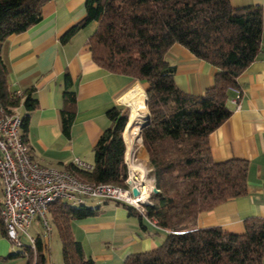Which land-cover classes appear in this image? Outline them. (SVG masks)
I'll list each match as a JSON object with an SVG mask.
<instances>
[{"label":"trees","instance_id":"trees-1","mask_svg":"<svg viewBox=\"0 0 264 264\" xmlns=\"http://www.w3.org/2000/svg\"><path fill=\"white\" fill-rule=\"evenodd\" d=\"M46 1L0 0V109L14 112L23 106L20 134L24 142L28 112L36 107L37 99L31 89L17 95L8 88L1 44L8 35L39 22ZM84 7V18L61 41L96 22L87 41L93 61L112 73L147 84L150 120L140 134L157 191L150 195L145 216L170 230L159 246L129 254L123 264H261L263 218H246L242 233L218 226L195 229L194 224L199 213L247 191V161H214L208 136L230 115L229 93L238 87V75L259 52L262 8L232 6L229 0H84ZM174 43L214 66L213 82L200 95L186 93L175 84L176 68L166 59ZM62 99L63 132L68 135L74 91L66 89ZM125 108L126 112L124 108L110 110L112 125L94 146L91 169L77 165L65 169L90 183L126 187ZM95 212L83 203L55 200L49 204L48 219L61 243L62 264H95L70 226L73 219ZM23 247L29 250V263L47 264L46 245L38 236L33 248Z\"/></svg>","mask_w":264,"mask_h":264},{"label":"crops","instance_id":"crops-1","mask_svg":"<svg viewBox=\"0 0 264 264\" xmlns=\"http://www.w3.org/2000/svg\"><path fill=\"white\" fill-rule=\"evenodd\" d=\"M229 2L232 6L262 8L260 49L238 75V87L229 93L226 104L230 115L208 139L214 161L232 158L247 161V191L199 213L194 228L218 226L242 233L246 218L264 219V0ZM84 16V0H47L41 6L39 22L23 32L8 35L1 44V57L8 69V88L20 92L31 89L37 99L36 107L28 112L25 143L32 159L40 165L67 168L76 165L75 160L79 159L92 167L94 146L101 133L112 125L110 110L121 111L127 106L131 110L136 102L145 99L138 80L112 73L93 61L87 41L96 22L79 28L66 42L61 41L64 33ZM166 59L175 66L174 82L182 91L200 95L211 86L214 66L185 46L172 44ZM66 89L75 95L68 135L63 132L61 114ZM236 93L240 95L239 109L229 101ZM16 110L21 116L25 113L23 106ZM134 145L140 161L146 165L140 135ZM88 198L92 201L84 198L82 203L94 207L95 214L73 219L70 226L73 237L95 264H123L129 254L159 246L170 232L155 227L123 202L103 198L101 206V198ZM35 221L38 222L34 220L30 226L36 225ZM37 236L41 239L39 233L33 237ZM28 253V249L12 245L0 220V264H31Z\"/></svg>","mask_w":264,"mask_h":264},{"label":"built area","instance_id":"built-area-1","mask_svg":"<svg viewBox=\"0 0 264 264\" xmlns=\"http://www.w3.org/2000/svg\"><path fill=\"white\" fill-rule=\"evenodd\" d=\"M20 95V91H15ZM240 95L236 93L229 101L240 108ZM21 115L4 112L0 109V182L1 205L0 220L7 238L14 247L29 245L34 247L35 237L28 233L32 221L37 220L44 233H49L48 206L55 200H63L70 205L81 204L84 198H104L123 202L136 210L159 227L156 221L145 216V206L151 204L150 195L153 186L146 183L148 195L139 200L141 195V177L130 174L126 177V187L108 183H90L76 177L65 168L45 166L36 163L30 156L29 149L20 134ZM125 160V159H124ZM75 164L84 169H91L79 159ZM135 187L139 195L132 194ZM24 234L27 244L20 239Z\"/></svg>","mask_w":264,"mask_h":264},{"label":"rangeland","instance_id":"rangeland-1","mask_svg":"<svg viewBox=\"0 0 264 264\" xmlns=\"http://www.w3.org/2000/svg\"><path fill=\"white\" fill-rule=\"evenodd\" d=\"M90 32H92V31H90ZM137 82L141 85V87L143 88V90L145 92L147 84L146 83H141L139 81H137ZM145 97H146V92H145ZM146 108H147V105H146ZM19 112L21 113V111H19ZM124 112H126V108L125 107H124ZM147 113H148L149 120H150V115H149L148 109H147ZM140 133H141V131H140ZM140 133H139V135L141 137ZM141 142H142V138H141ZM142 145H143V143H142ZM134 148H135V145L133 146V150H132V158H133L132 160H133V162L135 164H139L141 166L144 163H142L140 161V159H139V157L137 155V151L134 150ZM144 149H145V147H144ZM124 163L126 165V170H127L126 177H127L130 174V168H129L128 163L126 162V159L124 160ZM140 163H142V164H140ZM142 168H143V172H144L143 176L145 177L146 182L148 184L152 185L153 187H155V185H154V177L151 175V169L149 168V166L147 164V160H146V165L144 164ZM101 200L102 201L100 202V205L102 206L103 205V203H102L103 202V198H101ZM86 201L91 202L92 200H90L89 198H86ZM48 217H49V215H48ZM36 223H37L36 225L34 224V225L29 226L28 231H29V234H31L33 236L37 235L39 233V236L41 237L42 241L45 242V244H46L45 255H46L47 264H62L61 243H60V240L58 238V235H57V232H56L55 228L51 225V223L49 221L50 229H51V227H52V229H51V231H49V234H46V233H44L42 231L39 222H36ZM20 234L21 233L19 232V235ZM20 239L24 243L27 244V242H28V237L27 236L22 234V235H20Z\"/></svg>","mask_w":264,"mask_h":264},{"label":"bare ground","instance_id":"bare-ground-1","mask_svg":"<svg viewBox=\"0 0 264 264\" xmlns=\"http://www.w3.org/2000/svg\"><path fill=\"white\" fill-rule=\"evenodd\" d=\"M144 98L140 99L133 108H129V119L125 129L123 130V139L126 145L125 157L126 162L129 165L131 174L135 175L140 179L141 177V190L142 193L139 195V200H144L147 195V185H145L144 176H143V168L139 164H135L132 158V150L135 142L139 140V127L140 125L147 119L148 113L146 109V105L144 102ZM137 146V144H136ZM134 152V151H133ZM141 164V163H140ZM147 183V182H146Z\"/></svg>","mask_w":264,"mask_h":264},{"label":"water","instance_id":"water-1","mask_svg":"<svg viewBox=\"0 0 264 264\" xmlns=\"http://www.w3.org/2000/svg\"><path fill=\"white\" fill-rule=\"evenodd\" d=\"M144 102H145V105H146V97H145ZM127 108H128V106H127ZM128 119H129V108H128V111H127V114H126V121H125V124H124L123 130L125 129V127H126V125H127ZM148 123H149V116H147V119H146V120L140 125V127H139V131H138V134L140 133L141 129H142L144 126H146ZM122 133H123V131H122ZM131 191H132V194H133V195H135V196L139 195V191H138L137 188L133 187V188L131 189ZM156 191H157V188H156V187H153V188H152V192L155 193Z\"/></svg>","mask_w":264,"mask_h":264}]
</instances>
